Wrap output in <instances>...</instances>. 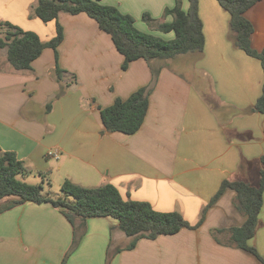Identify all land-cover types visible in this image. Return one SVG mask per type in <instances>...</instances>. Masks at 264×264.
Segmentation results:
<instances>
[{"label": "crops", "instance_id": "1", "mask_svg": "<svg viewBox=\"0 0 264 264\" xmlns=\"http://www.w3.org/2000/svg\"><path fill=\"white\" fill-rule=\"evenodd\" d=\"M36 1L0 0V23L40 32L42 41L49 40L56 22L41 24L30 16ZM174 1L102 0L131 15L139 30L166 39L173 34L158 32L142 15L170 22L163 11ZM180 1L187 10L188 0ZM198 15L202 53L155 62L160 66L157 81L143 123L133 134L106 131L100 110L148 85L151 69L138 59L123 70V56L110 36L85 13H59L63 40L57 63L54 51L45 48L30 69L15 70L6 49H0V149L14 152L32 178L55 171L60 185L64 179L89 188L112 184L124 200L176 211L192 225L223 181L256 185L264 154V114L252 110L264 82L260 61L235 46L229 14L217 0H198ZM244 15L253 25L251 46L260 51L264 0ZM185 55L191 59V77L175 64ZM56 64L63 70L61 81L55 78ZM54 149L58 158L46 157ZM234 198L235 191L226 188L198 227L139 238L132 249H126L131 238L112 217L88 218L83 228L80 218L73 226L50 203L27 201L0 212V264H262L229 244L227 230L246 218ZM14 199H0V206ZM75 226L82 235L72 249ZM249 244L264 258V191L259 225Z\"/></svg>", "mask_w": 264, "mask_h": 264}, {"label": "trees", "instance_id": "2", "mask_svg": "<svg viewBox=\"0 0 264 264\" xmlns=\"http://www.w3.org/2000/svg\"><path fill=\"white\" fill-rule=\"evenodd\" d=\"M258 1L261 0H217L229 14V25L234 34L235 46L246 55L258 59L264 74V47L259 51L251 46L253 25L244 15L245 11ZM188 3L187 10L182 9L180 0H175L172 7L164 9L163 16L172 17L170 22L154 19L148 13L142 15V19L158 32L173 34L172 38L166 39L139 30L131 15L121 12L116 6L104 4L102 0H37L32 6L30 16L37 17L45 23L55 21L53 37L41 41L35 32L23 30L5 21L0 23L2 30L0 49H6V60L15 70L30 69L31 63L45 48L54 51L57 63V48L63 40V28L57 20L59 13L70 15L85 13L96 21L101 31L110 36L115 49L123 56L121 65L123 70L130 62L138 59L145 60L151 69V80L148 85L138 88L124 100L116 98L110 106L100 110L101 121L106 131L133 134L143 123L148 108V97L157 81L160 66H156L155 62L172 59L179 54L202 53L204 37L202 22L198 15V0H188ZM53 71L57 81H61L63 70L58 64ZM66 86L60 87L55 98L62 95ZM50 108L51 102L47 103L46 110ZM252 110L264 114V82L262 93ZM261 164L256 185L243 180L223 181L203 208L199 221L192 225L176 211L160 212L153 209L149 202L124 200L112 184L89 188L64 179L60 186L64 197L53 198L44 195L42 184H31L18 178V175L25 176L28 172L16 154L0 149V199L16 197L1 205L0 212L27 201L50 203L59 208L73 226L75 218H80L83 228L88 218L109 216L117 221L118 229L131 238L126 249H132L139 238L155 239L159 235L175 234L183 228L198 227L208 207L226 188H231L235 191V206L246 218L241 226L227 230L229 244L253 254L264 264V258L249 244L258 228L263 203L264 154L261 157ZM67 196L72 197V201L67 200ZM79 232L80 228L75 226L72 249L80 240L82 233ZM216 233H220V230L215 231V238Z\"/></svg>", "mask_w": 264, "mask_h": 264}, {"label": "rangeland", "instance_id": "3", "mask_svg": "<svg viewBox=\"0 0 264 264\" xmlns=\"http://www.w3.org/2000/svg\"><path fill=\"white\" fill-rule=\"evenodd\" d=\"M35 18H37V17H35ZM36 20H38V22L43 24L40 19L37 18ZM50 22H55V21H50ZM143 22H145V21L143 20ZM46 23H48V22H46ZM37 35L39 36V38L41 40L42 37H43L42 34L39 32ZM188 56L189 55H187V56L185 55L184 57H182V59L179 62H177L175 64L179 65V66H176V67L178 69H180V71L183 73V75L185 74L187 77H191V74L189 72L190 71V61H191V59L189 60ZM56 164H57L56 160L51 161V163H50L51 167L55 166ZM54 170H55V167H54ZM34 176H35V178H32L31 175H28V176L27 175H25V176L18 175V178L20 180H23V181L31 183V184H42V186H43L42 193L44 195H49L50 197H53V198H58V197H64L65 196L64 193L60 189L61 176H59V174H56L55 171L52 174H46L45 173V174H40L39 175L38 173H35ZM67 200L72 201V197L67 196Z\"/></svg>", "mask_w": 264, "mask_h": 264}, {"label": "built area", "instance_id": "4", "mask_svg": "<svg viewBox=\"0 0 264 264\" xmlns=\"http://www.w3.org/2000/svg\"><path fill=\"white\" fill-rule=\"evenodd\" d=\"M59 152L57 149L49 150L46 152V157L48 158H58Z\"/></svg>", "mask_w": 264, "mask_h": 264}]
</instances>
